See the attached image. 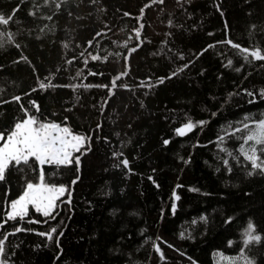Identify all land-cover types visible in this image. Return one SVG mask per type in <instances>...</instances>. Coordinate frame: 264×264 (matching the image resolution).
Masks as SVG:
<instances>
[{
  "label": "trees",
  "instance_id": "16d2710c",
  "mask_svg": "<svg viewBox=\"0 0 264 264\" xmlns=\"http://www.w3.org/2000/svg\"><path fill=\"white\" fill-rule=\"evenodd\" d=\"M0 15L13 17L0 25V133L26 119L27 110L90 138L73 154L78 166L44 167L47 183L69 191L54 219L30 208L23 221L0 229H28L8 235L1 259L215 264L217 253L239 257L243 249L253 264H264V173L248 175L253 170L238 151L244 132H235L264 119V61H245L219 43L264 50V0H0ZM41 80L57 86L39 89ZM189 120L205 123L177 135ZM38 180L34 162L10 167L0 182V219ZM249 221L261 241L245 247ZM52 228L51 240L38 235Z\"/></svg>",
  "mask_w": 264,
  "mask_h": 264
},
{
  "label": "snow or ice",
  "instance_id": "6c2138e0",
  "mask_svg": "<svg viewBox=\"0 0 264 264\" xmlns=\"http://www.w3.org/2000/svg\"><path fill=\"white\" fill-rule=\"evenodd\" d=\"M157 2L162 4L164 0H153V3ZM56 6L58 8L60 7L59 4ZM141 12H143V9H141ZM30 14L34 15V13ZM124 15H129V13H125ZM12 18V16L6 18L4 15H0V25H8ZM140 27L142 28L143 25L141 24ZM97 35H100V33H97ZM136 35L137 37L140 36L139 30L136 31ZM3 37L4 33L0 32V44L3 43ZM7 39L11 40V34L8 35ZM88 43L89 46L92 45L91 41ZM219 43L228 44L236 49L237 53L241 54L245 61H249L250 58L252 60L264 61V50L259 47L249 49L234 43L230 39ZM17 47H19V45H17ZM65 47H67V45H65ZM214 47L215 45L208 46V48ZM208 48L203 49L199 55H203V52H206ZM135 50L136 49L133 48L131 51L134 52ZM91 59L95 61L101 59V57L92 55ZM104 59H107V57H104ZM181 59H183V57H181ZM69 62L71 63V61ZM85 63H87V61H85ZM232 63L233 61L229 59L226 66H231ZM187 67L188 65L185 64L183 68L172 73V76L177 75L179 71H183L184 68ZM236 70L239 71L240 69ZM77 75H79V73ZM124 75H127V73H121V76ZM170 78L171 77H168V79ZM119 79L120 76H117L112 81L113 88L116 87V82ZM164 79L165 78H160L158 82L163 83ZM56 86L57 85H53L50 80H48V82H45V80L39 81V89L42 90H47L50 87ZM79 86L80 85H75L72 87ZM93 86L94 85L91 84L84 85L86 88ZM147 86L151 87L152 85ZM102 87L107 86L104 85ZM35 90L36 89H33V91ZM249 95H251V93H249ZM262 95H264V93H262ZM13 99L19 102L21 97L16 96L13 97ZM31 103L36 108V111H39V106L35 104V101H32ZM25 112L27 115L26 119L17 122L13 129L7 134L0 133V182L6 179V174L10 167H19L20 165L31 166L33 162L39 167V182H28L23 193L17 199L10 201L3 218L0 219V229H3L9 221H23L25 217L29 215L30 207L44 217L54 219L55 217L53 213L58 207L57 202L60 201L61 197L64 196L69 189L64 185L47 183L44 167L47 165L60 168L63 166H70L73 163L78 166L80 158L79 156L74 157L73 153L80 152L87 140L90 139L89 137L74 133L73 130L67 126H61L55 122H43L35 115H29L27 110H25ZM245 119H249V117H245ZM204 123L205 121L194 123L189 120L175 131L177 135L184 136L194 128L203 126ZM235 132H244V136L238 137V139L242 140L238 151L239 155L250 164V167L253 170L249 171L248 175H253L254 171L264 173V119L254 121L252 125L243 123V127L235 129ZM235 132L230 133V135H235ZM169 142V140H164L165 145ZM219 142L221 144L224 142V136L219 137ZM245 145H247V147H245ZM220 151L226 152L228 156H233V153L226 148L221 147ZM233 158L237 159L235 156H233ZM121 163L125 168H128L129 161L127 159L121 160ZM223 163L226 169L230 172L231 166L229 161L225 159L223 160ZM74 183H76L75 180L73 181V184ZM177 187L180 186L178 185ZM173 197L175 200L180 199L179 195L175 192H173ZM68 202L70 203V200ZM175 210L176 204L173 203V213H175ZM28 223H40V221L29 219ZM21 231H28V229L16 227L14 231L8 233V235H14ZM56 231V228H52L49 232H40L38 235L46 236L48 240H51ZM8 235L0 233V236H2V238H0V257H3L5 253V242L8 239ZM60 235H63V233H60ZM180 235L181 238H184V233H181ZM242 236L244 237L243 244L245 247L251 243H258L261 241V236L256 234L255 225L251 221L247 224ZM229 243L231 244L232 242L230 241ZM169 247H171V245H169ZM156 251L161 252L158 245L156 246ZM161 257L163 258V253H161ZM217 257L218 264H240L241 260L243 261V264H253V261L244 255L243 249L241 250V255L239 257H225L222 253H217ZM0 264H7V262L4 259H0ZM192 264H196V262L193 261Z\"/></svg>",
  "mask_w": 264,
  "mask_h": 264
},
{
  "label": "rangeland",
  "instance_id": "374dc122",
  "mask_svg": "<svg viewBox=\"0 0 264 264\" xmlns=\"http://www.w3.org/2000/svg\"><path fill=\"white\" fill-rule=\"evenodd\" d=\"M43 122H49V121H43ZM61 126H66V125H61ZM75 133V132H74ZM76 134H80V133H76ZM80 135H82V134H80ZM75 153V152H74ZM73 153V154H74ZM39 182V180L37 181V182H32V183H38ZM58 185H63V184H58ZM65 186V185H64ZM31 208V207H30ZM30 208H29V210H30ZM35 210V209H34ZM225 257H230V256H228V255H225ZM1 259V258H0ZM215 264H218V259H217V262H215Z\"/></svg>",
  "mask_w": 264,
  "mask_h": 264
}]
</instances>
